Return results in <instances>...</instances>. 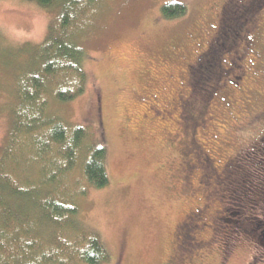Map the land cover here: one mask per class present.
<instances>
[{
	"label": "rangeland",
	"instance_id": "374dc122",
	"mask_svg": "<svg viewBox=\"0 0 264 264\" xmlns=\"http://www.w3.org/2000/svg\"><path fill=\"white\" fill-rule=\"evenodd\" d=\"M169 1L183 3L184 14L165 17L162 6ZM81 2L69 30L87 55L85 89L65 102L49 93L47 114L86 127L106 148L107 186L89 187L79 163L63 179L66 199L77 195L82 227L99 235L108 256L101 264H264V238L253 234V244L251 237L231 236L222 204L213 202L224 163L259 151L264 136V3ZM61 14L59 5L0 0L2 159L18 107V80L33 65V46ZM221 43L219 68L211 75L206 68L196 72L204 46L213 51ZM20 146L4 165L23 186L41 176L36 170L26 176L34 149ZM19 206L13 212L21 217L28 206ZM64 233L62 239L71 241L75 232Z\"/></svg>",
	"mask_w": 264,
	"mask_h": 264
},
{
	"label": "trees",
	"instance_id": "16d2710c",
	"mask_svg": "<svg viewBox=\"0 0 264 264\" xmlns=\"http://www.w3.org/2000/svg\"><path fill=\"white\" fill-rule=\"evenodd\" d=\"M24 1L43 7L59 5L62 14L59 23L49 25L44 40L33 46V65L18 80V107L4 150L7 152L3 159L0 157V264H101L108 256L99 235L82 227L77 195L66 199L63 179H69L79 163L89 187L107 186L106 148L98 140L93 142L86 127L71 126L59 115L47 114L49 93L54 92L57 100L65 102L85 89L87 55L69 30L83 0ZM162 10L165 17L171 18L184 14L185 6L169 1ZM20 144L34 149L26 176L35 175V170L40 172L35 176H41L37 182L23 186L10 177L4 165L6 157L15 148L20 149ZM259 151L228 161L224 171L218 173L224 181L217 179L213 183V193L220 194L213 202L222 204L224 228L225 220L229 221L231 236L252 238L264 229V142H260ZM20 201L28 206L21 217L13 212L20 207ZM186 224L187 221L183 226ZM30 225L41 227L42 232L36 234ZM66 230L76 233L70 237L73 242L62 239Z\"/></svg>",
	"mask_w": 264,
	"mask_h": 264
},
{
	"label": "flooded vegetation",
	"instance_id": "af4514ba",
	"mask_svg": "<svg viewBox=\"0 0 264 264\" xmlns=\"http://www.w3.org/2000/svg\"><path fill=\"white\" fill-rule=\"evenodd\" d=\"M245 1H247V0H245ZM250 3L252 2V0H248ZM255 2L256 3H260L261 5L264 3V0H255ZM223 4H224V2H223ZM264 5V4H263ZM264 6H261L260 8H263ZM221 12L222 13H224V6H222L221 7ZM252 21V20H251ZM215 35V34H214ZM225 46V44L224 43H221V45H220V49L219 48H217V49H215V50H213V51H211V50H209V46L208 45H206V46H204L205 47V49H202V51L198 54V56L196 57V64H194L193 66H195L196 68H195V70H196V72L198 71L199 72V69H201V68H206V72L207 73H210V75L211 74H213L218 68H219V66H220V61L222 62V55L224 54V47ZM213 48H216L215 47V45L213 46ZM223 51V52H222ZM222 54V55H221ZM221 55V57L219 58V56ZM221 73H222V71H218V75H217V77L218 78H220V76H221ZM261 143H263L264 142V136L263 137H261L260 138V140H259ZM259 142V143H260ZM199 149H200V146H199ZM201 150V149H200ZM199 150V151H200ZM201 152H202V155H201V159L204 161V163L205 162H207V163H209V161H207V155L205 154V153H203V151L201 150ZM198 157L200 156V155H197ZM195 157L197 160H198V157ZM195 159V160H196ZM197 160H196V162H197ZM202 164H203V162H202ZM201 164V165H202ZM226 164H227V161L224 163V167L222 168V169H220V172H223L224 171V168H225V166H226ZM188 172H190V170H188ZM183 184V183H182ZM182 186V185H181ZM221 201V200H220ZM205 208H206V206H205ZM198 211V212H197ZM217 211H215V213H216ZM194 213H200V210H196L195 212H193V213H191V214H189L186 218H190V216L191 215H194ZM216 217L217 216H215L214 217V222H217L216 221ZM217 220H218V217H217ZM184 224V223H183ZM183 224H182V226H183ZM181 226V224L176 228V232H177V230H178V228ZM219 225L216 223V225L214 226V233H215V230L217 229V227H218ZM220 228H222L221 226H220ZM264 228V227H263ZM176 232H175V234H176ZM183 232L185 233V230H183ZM184 233H182V235L184 234ZM181 235V236H182ZM228 235V234H227ZM255 235H257V236H259V237H261V238H264V229H263V231L261 230L260 232L259 231H257V233H255ZM257 237H255L254 235H252V239L255 241V239H256ZM219 240V238H216V239H214V243H217V241ZM222 242V241H221ZM193 261H196V257L195 258H193L192 259Z\"/></svg>",
	"mask_w": 264,
	"mask_h": 264
}]
</instances>
